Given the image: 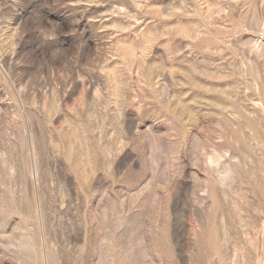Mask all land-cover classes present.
<instances>
[{
	"label": "rangeland",
	"instance_id": "obj_1",
	"mask_svg": "<svg viewBox=\"0 0 264 264\" xmlns=\"http://www.w3.org/2000/svg\"><path fill=\"white\" fill-rule=\"evenodd\" d=\"M264 0H0V264H264Z\"/></svg>",
	"mask_w": 264,
	"mask_h": 264
},
{
	"label": "crops",
	"instance_id": "obj_2",
	"mask_svg": "<svg viewBox=\"0 0 264 264\" xmlns=\"http://www.w3.org/2000/svg\"><path fill=\"white\" fill-rule=\"evenodd\" d=\"M263 85V88H261V89H264V84H262Z\"/></svg>",
	"mask_w": 264,
	"mask_h": 264
}]
</instances>
